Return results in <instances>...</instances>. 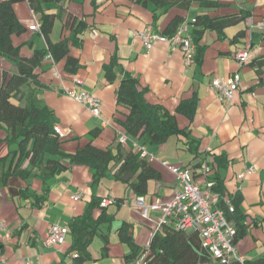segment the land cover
Listing matches in <instances>:
<instances>
[{"label":"crops","instance_id":"crops-1","mask_svg":"<svg viewBox=\"0 0 264 264\" xmlns=\"http://www.w3.org/2000/svg\"><path fill=\"white\" fill-rule=\"evenodd\" d=\"M221 2L226 6L211 14L242 11L250 17L226 28L222 41L216 39L215 33L206 31L201 41L203 51L189 66L184 65L182 53L172 50L168 42L158 41L146 48L137 32L146 27L156 35L169 36L174 30L171 27L173 19L187 22L193 17L196 4H191L188 10L177 7L163 10L142 0L42 2V11L56 16L48 41L39 31L30 30V26L38 23L39 12H33L25 1L13 4L17 20L29 29L23 35L12 37L13 44H23L19 55L31 65L32 74L39 83L38 86L27 81L13 102L23 106L24 95L32 93L37 105L50 109L53 127L69 131L61 138L63 152L73 153L92 140L88 132L94 129L99 130V135L93 138L92 144L108 148L113 154L116 152L117 137L121 132L112 126L111 119L116 107L117 87L126 75L146 88L150 103L160 105L171 114L175 113L177 104L191 94L197 97V104L190 125L182 115L175 116L180 129L188 128L186 137L172 136L159 147L146 146L155 157L150 164L159 171L160 180L149 181L145 195L140 197L125 184L114 181L110 172L105 173L99 184H92V170L81 165H72L54 175L43 169H33L23 179V169L30 168L28 159L23 158L18 162V170L22 173L17 176L16 194L13 195L1 177L17 161V144L7 142L6 127L0 125V222L5 235L4 240H0V264H24L29 259L37 260L39 264H72V257L67 254L72 242L68 230L59 247H47L43 241L51 225L67 228L73 217L82 214L92 195L100 197L101 203L111 201L105 207L113 215V221L109 228H99L92 242L99 237L102 244L95 251L91 242L88 248L91 260L85 264H133L135 260L126 262L124 259L129 249L123 240L131 239L140 249L146 248L156 229L153 221L140 216V210L134 206L135 199L167 202L176 188L174 176L161 162L192 168L195 171L193 179L200 183V167L218 156L227 159L224 168L214 169L223 182L224 193L240 196V211L245 215L241 224L246 228L235 245L236 252L245 261L264 254V66L260 69L255 66L256 60L264 56V26L260 23L264 18V0ZM80 22L85 27L78 43L73 44L69 40L70 29ZM238 32L243 35L232 42ZM5 39L9 37L6 35ZM63 40L65 43L62 42L61 49H67V54L77 62L73 68L65 66V57L60 56L56 61L60 79H56L52 77V65L43 51L48 45ZM239 52L248 53L244 64L235 58ZM112 58L117 64L115 79L108 83L104 79L103 67ZM15 73L13 62L0 58V84L3 78L7 80ZM235 74L240 79L239 87L231 100L220 103L208 90V85L213 78H228ZM74 77L81 81L80 86H73ZM71 88L89 92L99 99L100 119L92 117L85 107L65 96V89ZM190 138L199 142L193 153L184 145ZM29 146L30 142L27 143ZM131 149L130 143L120 146L122 153ZM200 163L202 165L198 167ZM245 170H252V173L238 179L237 176ZM210 177H214V171ZM33 193L42 197L40 202L35 203ZM75 194H80L77 201L72 199ZM115 199L122 200L118 208L114 205ZM104 240H107L105 251L102 249Z\"/></svg>","mask_w":264,"mask_h":264},{"label":"trees","instance_id":"trees-1","mask_svg":"<svg viewBox=\"0 0 264 264\" xmlns=\"http://www.w3.org/2000/svg\"><path fill=\"white\" fill-rule=\"evenodd\" d=\"M20 1H25L33 12H39V32L45 40L48 38L56 16L42 11L41 3L60 2V0L0 1V58L12 61L16 67V73L7 80L3 78L0 84V125L6 127L8 140L6 141L17 144V161L13 167L11 166L12 168H8L2 175V181L15 195L14 185L18 174L21 175L22 173V170H18V162L23 158V160L28 159V165L30 166L28 170L23 169V179H26L33 169L39 171L43 169L49 175H54L66 171L72 165H81L92 170V184H99L105 173L110 172L114 181L125 184L135 196L145 195L147 183L160 180L159 171L149 161L140 158L138 153L132 150L133 148L122 153L120 150L121 145L118 144L116 152L113 154L108 148L94 146L92 140L99 135V130L94 129L88 132V136L92 137V140H89L73 153L63 152L60 148L61 138L54 132L53 112L45 106L37 105L32 93L28 96L24 95L23 106L13 102V98L19 94L20 88L27 81L31 80L34 85L39 86L32 74L31 65L19 55V48L23 44L20 46L13 44L12 37L16 38L29 30L27 26L17 20L13 11V4ZM142 1L151 2L153 6L163 10L172 7L188 10L191 4H196V10L192 12L193 17L191 19L186 22L183 19L174 18L171 24V27H174L172 34L181 24L187 25V31L195 45V55L192 61L196 58V55H200L203 51L204 46L201 45V41L206 31L215 33L216 39L222 41L225 39L224 30L226 28L235 26L250 17V14L242 11L225 15L211 14L226 6V3L221 2V0ZM262 19L261 24L264 23V18ZM84 27L83 22L76 24V27H71L69 36L71 43H78V37ZM6 35L9 37L8 40L5 39ZM242 35L243 32H238L232 42ZM62 42L65 43V40L51 46L48 45L43 51L44 57L47 56L48 60L50 58L56 66V61L64 55L65 66L73 68L77 61L67 54V49H61ZM34 55H37V53ZM36 61L38 62L37 58ZM116 65L114 58L104 65L103 71L106 82L109 83L115 79L114 70ZM255 66L259 69L264 66V56L256 60ZM146 92V88H142L135 78L126 75L117 87L116 107L111 119L112 126L121 134H124L128 141H134L144 147H159L172 136L186 137L188 128L180 129L175 116L179 114L185 117L188 125L193 122L197 104L195 94L181 100L175 108V113L171 114L160 105L150 103L146 98ZM29 142L30 146L27 147ZM197 144L199 142L192 138L184 142L186 150L190 153L197 151ZM194 155L196 154L194 153ZM46 156L49 157L45 159ZM226 162L227 159L218 156L214 157L213 162H205L204 165L210 168L209 179L213 183L211 191L219 197L217 207L224 212L226 220L235 228L236 234L233 244L236 245L244 235L246 228L244 224H241V221L245 220V215L240 211L241 199L236 193L234 195L224 193L223 182L214 170L224 168ZM201 165L200 163L198 167ZM202 167L204 166L200 167L199 177H201ZM189 169L193 178L195 171L192 168ZM213 171L214 177L211 178L210 175ZM32 196L35 203L41 201L42 197H38L34 193ZM113 201L116 208L122 203L121 199ZM100 203L101 198L92 195L87 201L82 214L73 217L67 225V230L72 239L67 254L72 257V264H85L91 260L88 248L92 239L98 234L100 227L106 226L109 228L113 221V215L107 212L106 207L100 206ZM227 206L232 207L233 211L229 212ZM124 225H121V227H124ZM123 241L129 249L128 254L124 257L126 262L142 257V264H226L211 258L210 254L202 247L201 237L197 231L187 232L179 229L173 223H167L155 231L146 248L140 249L131 239ZM43 243L45 245V240ZM106 244L107 240H104L103 251L107 249ZM27 261L35 260L29 259ZM227 264L241 263L230 261ZM244 264H264V254L257 259L246 260Z\"/></svg>","mask_w":264,"mask_h":264},{"label":"built area","instance_id":"built-area-1","mask_svg":"<svg viewBox=\"0 0 264 264\" xmlns=\"http://www.w3.org/2000/svg\"><path fill=\"white\" fill-rule=\"evenodd\" d=\"M261 26L263 27L264 23ZM30 30L39 31V24L30 26ZM137 37L146 48H150L153 43L158 41L168 42L172 50H179L182 53L185 66L190 65L195 55V45L187 31L186 24L178 26L171 36L156 35L145 27L137 32ZM247 57V52H239L235 55L236 60L241 64L247 60ZM49 60L52 65V77L60 79L54 62L50 58ZM72 83L73 86L81 85V81L75 77L72 79ZM238 85L239 76L236 74L228 78L216 77L211 80L208 90L216 95L220 103H223L224 101L231 100L233 92L237 89ZM64 94L85 107L92 117L100 119L101 104L98 98L86 91H77L74 88L65 89ZM102 124L106 125L105 122H102ZM54 132L59 138H64L69 133L68 130L65 131L57 126L54 127ZM117 143L120 145L130 143L140 158L149 162L155 160L154 155L149 153L146 147L138 145L134 141H128L124 134H120L117 137ZM161 165L175 178L176 188L174 194L167 202H146L143 198L135 199L134 206L140 210V216L143 219L153 221L156 227L155 231L167 223H173L179 229L187 232L197 231L201 237L202 247L210 254L211 258L226 264L230 261L244 264V257L238 256L236 247L233 244L236 234L235 228L226 220L224 212L217 207L218 195L211 191L213 183L209 179V168L206 166L201 168V182L198 183L192 178L189 168L170 164L167 161L161 162ZM251 173L252 170H245L237 178L243 179L246 174ZM79 198L80 194L72 196V199L75 201L79 200ZM110 203L111 201L105 200L100 203V206L105 207ZM227 209L229 212L233 211L230 206H227ZM66 232V227L58 224L51 225L45 239V245L50 248L61 246ZM4 238V226L0 222V240H4ZM142 260V257L138 258L133 264H142ZM24 264L39 263L35 260L27 261Z\"/></svg>","mask_w":264,"mask_h":264},{"label":"rangeland","instance_id":"rangeland-1","mask_svg":"<svg viewBox=\"0 0 264 264\" xmlns=\"http://www.w3.org/2000/svg\"><path fill=\"white\" fill-rule=\"evenodd\" d=\"M108 174H110V173L108 172ZM115 227H116V225L114 224V229H115ZM92 243L93 244L91 245V248H92V250L96 251L97 246L99 247L102 244V241L99 240V237H96Z\"/></svg>","mask_w":264,"mask_h":264}]
</instances>
